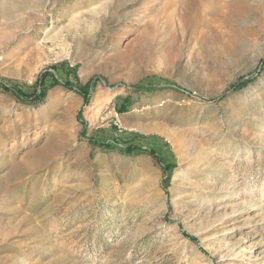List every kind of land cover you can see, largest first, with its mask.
<instances>
[{"label": "rangeland", "instance_id": "1", "mask_svg": "<svg viewBox=\"0 0 264 264\" xmlns=\"http://www.w3.org/2000/svg\"><path fill=\"white\" fill-rule=\"evenodd\" d=\"M177 1L0 0V264H264V0Z\"/></svg>", "mask_w": 264, "mask_h": 264}, {"label": "bare ground", "instance_id": "2", "mask_svg": "<svg viewBox=\"0 0 264 264\" xmlns=\"http://www.w3.org/2000/svg\"><path fill=\"white\" fill-rule=\"evenodd\" d=\"M177 2H175L174 4H175V6H176V4H179L180 7L182 8V10L184 11V14L181 16L180 19L184 23V25H186L187 27H192L194 29H197V28L199 29L200 27H202L205 30H209L210 26H211V28L213 27V25H211V24H214L215 21L220 19L218 17L219 14L217 15V12L214 11L215 7L212 5H211L212 7H210L208 4H206L208 2V1L206 2V0H181V1H177ZM217 5L219 6L220 4L217 2ZM210 13H211L212 18H207L206 16L209 15ZM217 34H218V32L214 31V35H215L214 37L218 38V36L220 34L219 35H217ZM217 38H216L215 42H219V41H217L218 40ZM215 42L213 41V43H215ZM215 44H218V43H215Z\"/></svg>", "mask_w": 264, "mask_h": 264}, {"label": "trees", "instance_id": "3", "mask_svg": "<svg viewBox=\"0 0 264 264\" xmlns=\"http://www.w3.org/2000/svg\"><path fill=\"white\" fill-rule=\"evenodd\" d=\"M17 94V96L18 97H20L21 95L20 94H18V93H16ZM134 148H135V146H132V147H129V151H133L134 150ZM152 151V150H151ZM153 154H155V152L153 151ZM156 155V154H155Z\"/></svg>", "mask_w": 264, "mask_h": 264}, {"label": "crops", "instance_id": "4", "mask_svg": "<svg viewBox=\"0 0 264 264\" xmlns=\"http://www.w3.org/2000/svg\"><path fill=\"white\" fill-rule=\"evenodd\" d=\"M162 146H158L159 149H161Z\"/></svg>", "mask_w": 264, "mask_h": 264}]
</instances>
